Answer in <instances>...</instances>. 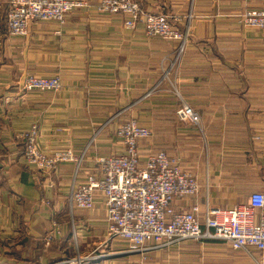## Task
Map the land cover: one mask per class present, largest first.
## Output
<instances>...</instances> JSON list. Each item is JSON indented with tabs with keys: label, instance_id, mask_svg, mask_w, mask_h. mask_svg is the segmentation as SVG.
<instances>
[{
	"label": "crops",
	"instance_id": "1",
	"mask_svg": "<svg viewBox=\"0 0 264 264\" xmlns=\"http://www.w3.org/2000/svg\"><path fill=\"white\" fill-rule=\"evenodd\" d=\"M85 1L63 23L31 22L25 36L10 35L0 20V264H62L75 250L110 243L104 197L70 209L68 195L96 171L95 157L123 153L114 132L128 118L150 130L138 144L142 160L163 150L196 177L197 192L174 198L175 210L197 204L202 220L208 205L231 209L264 190V31L238 18L264 0H136L187 32L177 59L179 41L147 35L141 23L127 28L123 14ZM55 73L58 90H21L26 75ZM181 102L199 126L178 121ZM31 124L41 150L70 149L79 164L45 172L28 164L22 134ZM262 212L255 209V220ZM109 246L116 253L87 264H255L254 255L264 264L259 250L221 239L151 243L141 252L123 241Z\"/></svg>",
	"mask_w": 264,
	"mask_h": 264
},
{
	"label": "built area",
	"instance_id": "2",
	"mask_svg": "<svg viewBox=\"0 0 264 264\" xmlns=\"http://www.w3.org/2000/svg\"><path fill=\"white\" fill-rule=\"evenodd\" d=\"M5 2L6 28L14 36L27 35L33 21L63 23L72 10L89 6L85 0ZM2 6L0 0V15ZM94 8L103 13L123 14L127 28L133 29L141 23L147 35L179 41L175 59L181 54L187 32L174 27L169 16L146 12L136 0H99ZM238 18L243 26L264 31V1L259 7L245 9ZM20 87L24 91H56L61 87L60 76L28 74ZM175 114L178 121L199 126L198 113L186 103L181 102ZM114 133L123 144V153L95 157L96 171L89 173L68 195L70 209L92 208L94 195L100 193L104 197L108 236L125 242L128 251L141 252L151 243L165 246L184 239H221L234 249L255 248L264 256V212L255 220V209L264 207V190L250 192L246 203L231 209L208 205L201 220L197 204L184 210H175L172 205L174 198L195 194L198 189L196 177L180 165L179 158L159 150L142 160L138 144L149 137L150 130L134 118L119 123ZM22 137L23 157L38 171H48L63 161H76L78 165L82 160V156L76 157L70 149L51 154L41 150L36 124H31ZM73 260L60 263L71 264Z\"/></svg>",
	"mask_w": 264,
	"mask_h": 264
},
{
	"label": "rangeland",
	"instance_id": "3",
	"mask_svg": "<svg viewBox=\"0 0 264 264\" xmlns=\"http://www.w3.org/2000/svg\"><path fill=\"white\" fill-rule=\"evenodd\" d=\"M107 238H109V236ZM107 240H109L110 243L113 244L114 248H116L117 246H120L121 243H122V241H120L118 239H114L113 240V239L109 238ZM109 244H107V246L103 245L99 249H96V251H93V252H91L89 254H87V253L85 254V253L80 252L79 250H75L74 257H73L75 260H73L72 263L76 261V264H81V262H90V261H95L97 259L101 260V259L108 258V257L112 256V254L116 253V251L111 249ZM118 244H120V245H118ZM100 249H102L104 252H101ZM126 250H128V248H126ZM77 251L79 253H77ZM245 252H247V251H245ZM252 253L254 255L253 251L251 252V254ZM254 256H255V259H257V261L253 258ZM254 256L253 257L251 256V258L250 257L249 258L250 259H254L255 264H259L258 263V261H260L259 256L258 255H254ZM246 258L249 261V258L248 257H246ZM67 259H71V258L59 259L58 261L60 262V261L67 260ZM90 259H95V260H90ZM262 260H264V259H262ZM240 263H247V261L243 257H240ZM260 264H263V262L260 261Z\"/></svg>",
	"mask_w": 264,
	"mask_h": 264
},
{
	"label": "trees",
	"instance_id": "4",
	"mask_svg": "<svg viewBox=\"0 0 264 264\" xmlns=\"http://www.w3.org/2000/svg\"><path fill=\"white\" fill-rule=\"evenodd\" d=\"M5 14H6V2L5 0H3V6H2V10H1V15H0V20H5ZM70 255H68L69 257ZM73 256V255H71ZM89 262H81V264H87ZM73 264H76V261L73 262Z\"/></svg>",
	"mask_w": 264,
	"mask_h": 264
}]
</instances>
